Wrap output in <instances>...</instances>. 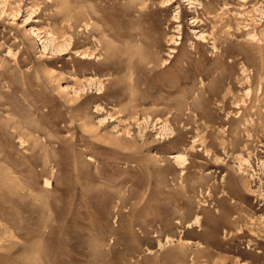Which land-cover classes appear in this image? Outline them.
Returning <instances> with one entry per match:
<instances>
[{"label": "rangeland", "instance_id": "1", "mask_svg": "<svg viewBox=\"0 0 264 264\" xmlns=\"http://www.w3.org/2000/svg\"><path fill=\"white\" fill-rule=\"evenodd\" d=\"M0 264H264V0H0Z\"/></svg>", "mask_w": 264, "mask_h": 264}, {"label": "bare ground", "instance_id": "2", "mask_svg": "<svg viewBox=\"0 0 264 264\" xmlns=\"http://www.w3.org/2000/svg\"><path fill=\"white\" fill-rule=\"evenodd\" d=\"M67 46V45H66ZM85 55H91L89 54L88 52L84 53ZM93 55V54H92ZM176 161L177 163L180 165V166H184L185 165V160L183 158V156L179 155V156H176Z\"/></svg>", "mask_w": 264, "mask_h": 264}]
</instances>
